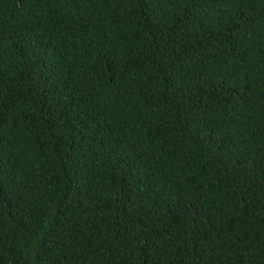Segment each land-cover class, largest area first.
I'll return each instance as SVG.
<instances>
[{
    "label": "trees",
    "instance_id": "obj_1",
    "mask_svg": "<svg viewBox=\"0 0 264 264\" xmlns=\"http://www.w3.org/2000/svg\"><path fill=\"white\" fill-rule=\"evenodd\" d=\"M0 264H264V0H0Z\"/></svg>",
    "mask_w": 264,
    "mask_h": 264
}]
</instances>
